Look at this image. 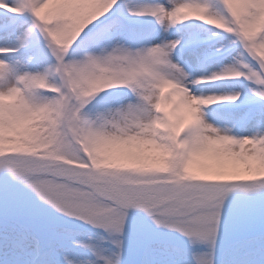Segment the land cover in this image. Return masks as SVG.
I'll return each instance as SVG.
<instances>
[{"label":"snow or ice","instance_id":"snow-or-ice-1","mask_svg":"<svg viewBox=\"0 0 264 264\" xmlns=\"http://www.w3.org/2000/svg\"><path fill=\"white\" fill-rule=\"evenodd\" d=\"M0 264H264V0H0Z\"/></svg>","mask_w":264,"mask_h":264}]
</instances>
